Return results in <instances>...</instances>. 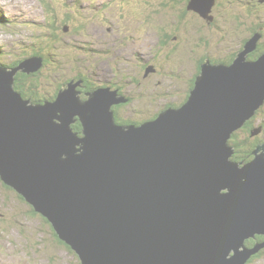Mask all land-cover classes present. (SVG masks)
<instances>
[{
    "label": "water",
    "instance_id": "1",
    "mask_svg": "<svg viewBox=\"0 0 264 264\" xmlns=\"http://www.w3.org/2000/svg\"><path fill=\"white\" fill-rule=\"evenodd\" d=\"M213 4L187 9L210 20ZM259 36L230 64H203L184 105L140 126L115 123L124 101L108 89L83 101L70 82L54 101L23 99L14 77L41 57L0 66V181L80 264H245L264 248L240 251L264 235V144L236 162L229 140L264 104V53L245 59Z\"/></svg>",
    "mask_w": 264,
    "mask_h": 264
},
{
    "label": "rangeland",
    "instance_id": "2",
    "mask_svg": "<svg viewBox=\"0 0 264 264\" xmlns=\"http://www.w3.org/2000/svg\"><path fill=\"white\" fill-rule=\"evenodd\" d=\"M235 1L214 0L211 7L209 16L212 19L207 22L212 24L214 16L218 26L228 28L227 32L233 36L229 39V35H225L227 40H222L219 28L213 29L212 33L208 25L202 26L195 15L187 13L186 18L183 15L179 19V7L186 3L182 0H0V47L3 56L1 60L5 64H11L21 61L22 58L32 57L31 54L35 51L47 57V64L45 62L39 72L30 77L32 79L19 77L20 83L30 91L29 83L35 84V91L40 97L49 96L55 89L54 86L65 78L79 74L93 82L92 74L100 76V73V79L110 85L111 89H106L116 92V88H120L124 95L131 94V100L124 104L121 114L132 123L142 125L150 122L148 120L155 114L157 105L168 102L165 99L155 101L158 97L153 94L166 95L169 84L171 87L187 86L193 76L195 60L202 58L205 50L212 52L224 49L219 52L220 57L213 53L223 61L229 58V52L237 53V47L241 48V51L245 50L240 37L248 33L245 26L249 25L251 19H255L248 17L249 13L253 14L252 11L247 13L245 8H238L234 5ZM243 1L252 4L257 2L254 4V14H257L258 22L260 20L264 24V0ZM227 2L231 4L227 5ZM233 15L240 18L243 28L234 27L230 20ZM188 16L191 18L188 19ZM69 17H74L76 24L69 20ZM45 18L49 22L55 19L57 26L54 31L50 32L52 29L44 22ZM65 27L68 28L67 31H64ZM49 33L54 36L51 40L48 38ZM198 33L201 36L208 35L210 47H205L204 41L200 42ZM173 35H177V43L171 40ZM262 35L260 44L264 43V28ZM172 43H175L176 47L173 54ZM133 51H136L134 56L137 52L142 56L132 57ZM111 52L122 58L112 56ZM251 54L253 52H249L245 59ZM153 56L155 58H151ZM143 61L154 63L158 67V76L153 74L145 78L149 65L143 68ZM175 73L179 76H175ZM171 87L168 90H171ZM181 97L180 94L178 98ZM178 98L172 100L176 101ZM127 109L136 112L128 113ZM251 125L252 132L259 130L253 135L254 138L264 142V104L258 109ZM245 135L239 132L237 138L243 139ZM261 144L264 143L257 145ZM240 155L244 153L240 152ZM27 210L25 204L14 193L5 190L0 182V213L7 216L3 221L0 219V264H77V256L54 240L50 227L42 224L39 217L24 221ZM17 215L22 216V222L31 225L22 227L20 224L14 227V217ZM36 227L42 230L39 231ZM262 242L264 235L255 234L253 238L249 237L243 241L240 251L253 249L255 243ZM255 255L261 257L251 261ZM252 256L245 264H264V248Z\"/></svg>",
    "mask_w": 264,
    "mask_h": 264
},
{
    "label": "flooded vegetation",
    "instance_id": "3",
    "mask_svg": "<svg viewBox=\"0 0 264 264\" xmlns=\"http://www.w3.org/2000/svg\"><path fill=\"white\" fill-rule=\"evenodd\" d=\"M183 1H185V0H182V2ZM263 1V0H262ZM185 3V2H184ZM257 2H255V4H256ZM246 4H252V3H249V2H246ZM184 5V4H183ZM183 5L180 7V8H182L181 10H180V14L178 15V18L180 19L183 15H184V17L186 18V14L187 13H190V14H192L198 21H199V23H201L202 24V26L204 25H208L209 23L207 22V21H209L208 19H204L203 17H201L198 13H196V12H194V11H192L191 12V10H188L187 9V2H186V4L184 5V7H183ZM253 6H256V5H254L253 4ZM185 8V9H184ZM213 9H215V8H213ZM212 9V10H213ZM174 10V9H173ZM188 15V14H187ZM208 17H210L209 15H208ZM191 18V16H188V19H190ZM209 19H212L211 17L209 18ZM203 22H205V24L203 23ZM207 22V23H206ZM213 23V27L215 26V28H212L211 30H212V33H213V29H217V28H219L220 30H221V32H222V37L220 38V39H222V40H227L226 38H225V35H229V39L231 38V37H233V36H231V34L229 33V32H227V29L228 28H220L218 25V23H216V21L214 20V16H213V21H212ZM238 22H239V24H240V21L238 20ZM233 23H235V24H233ZM232 24L234 25V27H236L237 28V24H236V22L234 21ZM174 24V22H172L171 23V25H173ZM224 26V25H223ZM194 28H197L196 26H194ZM200 29V28H199ZM209 29V28H208ZM263 29V28H262ZM228 31H229V29H228ZM230 31L232 32V30L230 29ZM247 32L248 33H244L245 35L243 36V37H240V42H242V45L244 44V40L252 33L251 32V30H248L247 29ZM233 34V33H232ZM240 36V35H239ZM93 37H94V35H93ZM171 37H172V39H171ZM170 37V39L171 40H173V41H176V43L178 42L177 40V35L175 36V35H173V36H171ZM205 38V39H204ZM204 38H201V34H198V39L200 40V42H202V41H204V43H205V47H210L209 46V38L207 37V36H205L204 35ZM259 38H261L260 36H259ZM94 39H95V37H94ZM262 39V38H261ZM161 40V39H160ZM164 41H166V39H164ZM163 41V42H164ZM94 42H96V41H94ZM233 42V41H232ZM240 42L238 43V44H240ZM160 43V42H159ZM172 46H173V51H172V54L175 52V50H176V47H175V43H172ZM211 47H213V46H211ZM256 47H257V45H256ZM132 48V47H131ZM134 49V48H133ZM138 49H142V48H140V47H138ZM237 49V53H240V51H241V48L239 49L238 47L236 48ZM257 49V48H256ZM256 49H255V51L253 52V54H251V56L250 57H247V60H255L256 58H253V57H255V52H256ZM143 50V49H142ZM224 49H221V50H214V51H212V52H209V51H206L205 50V54L202 56V58L201 57H199L198 59H196L195 60V68H193L192 69V73H193V76L192 77H190V81H189V83H188V85L187 86H185V87H183V88H181V87H171L172 85H170L169 84V86H168V88H170L171 87V90H168V88L166 89L168 92H167V94L166 95H162V96H160V94H158V93H154L153 95H155L156 97H158L157 99H155V101H160L161 99H165V100H167L168 102L167 103H164L163 105L161 104V105H157V109H156V111H155V114L153 115V116H151V119L149 118V120L148 121H153L157 116H158V114H160L161 112H163V111H165V110H167V109H175V108H180L182 105H184V103L186 102V100H187V98L189 97V95H190V92H191V90L193 89V87H194V82H195V79H196V77L200 74V72H201V66L203 65V64H205V63H209V64H211V65H218V64H230L234 59H235V55H237V53H232V52H229L230 53V56H229V58L228 59H226V60H220L219 59V57H220V55H219V52L220 51H223ZM112 51H114V52H117L116 50H112ZM114 52H111L112 53V56H115L114 54ZM136 51H133V52H131V56L132 57H141L142 55L139 53V52H137L136 54H135V56L133 55V53H135ZM141 53H144V52H142L141 51ZM199 53V52H198ZM213 53H216L219 57L218 58H216L215 57V55L213 54ZM201 54V53H200ZM200 54H199V56H200ZM197 55V54H196ZM116 57V56H115ZM116 58H118V59H120V58H122V57H116ZM151 58H155L154 56L153 57H151ZM144 62V64H143V68L145 67H147L148 65H149V68L145 71V75H144V77L145 78H149V77H151L153 74H155V75H157L156 73H157V70H158V67H156L155 65H154V63H149V61H143ZM43 66V65H42ZM179 68V70H180V67H178ZM41 69V68H40ZM39 69V70H40ZM39 70L37 71V72H35V73H30V74H25V73H20V75L23 77V76H26V78H29V79H32V78H30V77H34L38 72H39ZM173 71H174V69H173ZM102 72H104V71H102ZM93 75V77H94V79H93V82H90V81H88L87 79H85L83 76H81V75H77V76H74V77H72V78H65L60 84H56L55 86H54V90H53V92L48 96V95H46V96H42V97H40L38 94H37V92L35 91V89H31V91L29 90V88L27 87L26 88V90L27 91H25L26 93H30L31 95H29L28 97L29 98H27L26 100H29V102L30 103H32V104H42V103H44V102H48V101H54L55 100V98H56V95H57V93L59 92V91H61V90H64V89H66L67 88V84L68 83H73V84H75V83H78V85H77V87L75 88L76 89V91L78 92V97L81 99V100H83V101H85V100H87L88 99V95L90 94V93H92V92H94V91H96V90H98V89H106V88H110L109 86V84H106V81L105 80H101L100 79V76L102 75V74H100L99 73V75L100 76H96V74L95 73H93L92 74ZM175 76L177 75L176 73L174 74ZM158 76V75H157ZM177 76H179V75H177ZM181 78H182V76H180ZM17 85L20 87L21 86V83L20 82H18V80H17ZM20 84V85H19ZM22 86L23 87H25L23 84H22ZM21 86V87H22ZM111 89V88H110ZM25 90V89H24ZM113 90V89H112ZM117 90V91H116ZM116 92H117V95H118V97H122L123 98V101H124V103L122 102V103H119V104H114V105H112L111 106V110H112V112H113V116H114V120H115V123L117 124V125H120V126H123V127H125V126H129V125H140V123H135V122H133L132 123V121L131 120H128V119H126V118H124V116L121 114V111H122V108H123V106H124V104L127 102V101H130L131 99V97H130V93H128V94H126V95H124L121 91H120V88H116ZM181 91H183V92H181ZM177 93V94H175V93ZM182 95V97H181V99H179L178 97H179V95ZM55 96V97H54ZM22 97V96H21ZM169 97H172V98H178L176 101H173L172 100V98H169ZM23 98V97H22ZM24 99V98H23ZM32 99H35V101H33ZM126 112H133V113H135L136 111H134L133 109H132V111L130 110V109H127L126 110ZM256 115H257V113H256ZM256 115L253 117V119L256 117ZM129 119H131V117L129 118ZM253 119H251V120H249L250 122L253 120ZM76 123H79V120L78 119H75V122L73 123V125L74 124H76ZM81 126V125H80ZM78 136H80L77 132H75ZM254 137V136H253ZM252 137V138H253ZM257 140L259 141V143H264V142H262V140H260L259 138H257ZM1 182V181H0ZM2 186L4 187V189L5 190H7V191H10V192H12V193H14L20 200H21V202L23 203V204H25V206L28 208V210L26 211V217L24 218V221H27L28 220V218L29 219H32V218H34V217H39L41 220H42V224H45L46 226H49L50 227V231H51V234H52V236H53V238H54V240L59 244V245H63V246H65L69 251H71L64 243H61L60 242V240L57 238V236H55V233H54V231H53V229H52V227H51V225L49 224V222L44 218V217H42L40 214H38V213H36L34 210H33V208L28 204V203H26L25 201H24V199L23 198H21L14 190H12L11 188H9V187H7L6 185H4L3 183H2ZM24 215V214H23ZM5 217H7L6 216V214H4V213H0V219H2V221L3 220H5ZM15 218V223H14V227H17V226H19L20 224L22 225V227H24L25 225H31V223H28V222H22L20 219H22V216L21 217H18V215L17 216H15L14 217ZM18 221H21V222H18ZM19 223V224H18ZM36 229L37 230H39V231H41L42 229H40L39 227L37 228L36 227ZM73 252V251H72ZM74 253V252H73ZM77 264H80V261H79V259H78V257H77Z\"/></svg>",
    "mask_w": 264,
    "mask_h": 264
},
{
    "label": "trees",
    "instance_id": "4",
    "mask_svg": "<svg viewBox=\"0 0 264 264\" xmlns=\"http://www.w3.org/2000/svg\"><path fill=\"white\" fill-rule=\"evenodd\" d=\"M185 2H187V4H188V2H189V0H185ZM180 3V2H179ZM250 3V2H249ZM186 4V3H185ZM231 4V2H227V5H230ZM254 4H255V2H254ZM234 5H237L238 6V8L239 7H243V8H245L246 10H247V13L248 12H253V14L252 13H249L248 14V17H253L255 20H250L251 22L249 23V25L246 27L245 26V28L246 29H248V30H251V34L244 40V43H246L253 35H255V34H259L260 35V37L263 39V35H262V28H264V24L263 23H261L260 22V20H259V22H258V17H257V14H254V12H255V6H253V4H246V2L245 1H243V0H236L235 1V4ZM176 8V7H175ZM180 8V7H179ZM171 9H174L173 7H171ZM182 9V8H181ZM180 9V10H181ZM256 13V12H255ZM179 14H180V11H179ZM236 14H238V13H236ZM229 16V15H228ZM70 19L69 20H71L74 24H76V21H75V18L74 17H69ZM0 19H1V17H0ZM68 19V18H67ZM230 20H231V23H233L234 21L236 22V24H237V28H243L242 27V25H241V22H240V24H239V22H238V20H240V18L238 17V16H235V15H233V16H231L230 17ZM44 22L47 24V25H49V27L52 29L50 32H52V31H54L55 29H56V26L57 25H55V19L53 20V21H51V22H49L46 18H45V20H44ZM54 24V25H53ZM214 24V23H213ZM213 24H208V28H210L209 30L212 32V28H215V26L213 27ZM233 24H235V23H233ZM205 26H207V25H205ZM250 26V27H249ZM202 27V26H201ZM228 27V26H227ZM199 29V28H198ZM202 31V30H201ZM199 34V33H198ZM208 36V35H207ZM54 36L52 35V34H50L49 33V36H48V38H50V40L53 38ZM201 38H204V36H201ZM261 38H259V40L257 41V49H256V52H255V57H253V58H257L258 56H260L262 53H264V43L263 44H260L261 42H260V40H261ZM205 39V38H204ZM2 54V48L0 47V66L1 67H3V68H6V69H11V68H13V67H15L16 65H18V63L20 62L19 60L18 61H15L14 63H11V64H5V63H3L2 62V60H3V56L1 55ZM32 56H38V57H41L42 58V65L44 66V64H45V62H46V64H47V62H48V58L47 57H45V56H43L42 54H40V53H37V51H35L33 54H31ZM2 59V60H1ZM22 59H24V58H22ZM22 59H20V60H22ZM21 75H20V72H18L16 75H15V80H14V86H13V88H14V90L17 92V93H19L25 100L27 99V98H29L28 96L29 95H31L30 93H26L25 91H27L26 90V88H24L23 86H22V84H21V86L19 87L17 84V80H18V82H20V79H19V77H20ZM23 78L24 79H26V80H28V78H26V76H23ZM20 85V84H19ZM29 85H31L30 86V88L31 89H37V86L35 85V84H32V83H29ZM25 89V90H24ZM37 92V91H36ZM55 97V96H54ZM33 101H35V99H32ZM256 113H258V111L256 112ZM251 119H253V117L251 118ZM250 119V120H251ZM71 127H72V130L74 131V132H77L80 136H81V126H80V123H76V124H72L71 125ZM245 127V128H244ZM253 131V126L251 125V122L250 121H248V122H246L245 124H244V126L239 130V131H237V132H235V133H233L232 134V137H231V140H229L231 143H232V145L234 146V157H233V159L236 161V162H238V161H242V162H248V161H250L253 157H252V155H251V152L254 150V148L257 146V144H259V141L257 140V139H255L253 136H252V134H251V132ZM239 132H242V133H245L246 135H245V137L243 138V139H238L237 138V135H238V133ZM253 137V138H252ZM240 152H243L244 153V155H240ZM241 156V157H240ZM54 231V230H53ZM55 233V232H54ZM55 236H56V234H55ZM61 243H63L62 241H60ZM253 244V242L251 241L250 242V245H252ZM68 247V246H67ZM69 248V247H68ZM70 249V248H69ZM261 256L260 255H255V256H252V258L250 259L251 261H253L254 259H259Z\"/></svg>",
    "mask_w": 264,
    "mask_h": 264
},
{
    "label": "bare ground",
    "instance_id": "5",
    "mask_svg": "<svg viewBox=\"0 0 264 264\" xmlns=\"http://www.w3.org/2000/svg\"><path fill=\"white\" fill-rule=\"evenodd\" d=\"M255 115H256V114H255ZM255 115H254V116H255ZM254 116H253V117H254ZM223 192H225V191H221L220 193H223Z\"/></svg>",
    "mask_w": 264,
    "mask_h": 264
}]
</instances>
